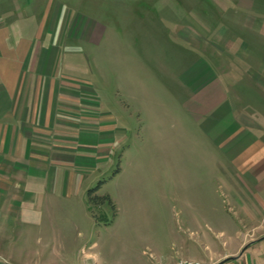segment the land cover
Masks as SVG:
<instances>
[{
	"label": "crops",
	"instance_id": "obj_1",
	"mask_svg": "<svg viewBox=\"0 0 264 264\" xmlns=\"http://www.w3.org/2000/svg\"><path fill=\"white\" fill-rule=\"evenodd\" d=\"M32 3L0 0V264H264V48L246 69L219 75L201 60L177 75L183 101L170 108L182 118L167 132L186 185L95 218L74 198L91 188L76 175L121 128L88 84L80 45L110 33Z\"/></svg>",
	"mask_w": 264,
	"mask_h": 264
},
{
	"label": "rangeland",
	"instance_id": "obj_2",
	"mask_svg": "<svg viewBox=\"0 0 264 264\" xmlns=\"http://www.w3.org/2000/svg\"><path fill=\"white\" fill-rule=\"evenodd\" d=\"M45 3L51 10L91 18L110 33L104 46L80 45L89 59L88 84L121 128L104 158L76 175L75 185H89L111 200L102 209L89 203L92 212L101 217L116 200L159 199L161 188L167 197L169 188L186 185L185 175L172 164L173 136L167 132L169 119L182 118L170 108L183 101L177 75L201 60L221 75L246 69L254 59L250 56L261 57L264 0H42L41 5ZM87 190L74 198L89 202Z\"/></svg>",
	"mask_w": 264,
	"mask_h": 264
},
{
	"label": "trees",
	"instance_id": "obj_3",
	"mask_svg": "<svg viewBox=\"0 0 264 264\" xmlns=\"http://www.w3.org/2000/svg\"><path fill=\"white\" fill-rule=\"evenodd\" d=\"M94 190L95 189H93V187L88 190V200L90 204L98 205V204H102L104 201H108L109 203H111V200L107 194L97 195L95 194ZM91 216L96 218L97 214H95L91 210Z\"/></svg>",
	"mask_w": 264,
	"mask_h": 264
},
{
	"label": "built area",
	"instance_id": "obj_4",
	"mask_svg": "<svg viewBox=\"0 0 264 264\" xmlns=\"http://www.w3.org/2000/svg\"><path fill=\"white\" fill-rule=\"evenodd\" d=\"M153 264H159V263H153ZM175 264H203L199 260H189V259H179Z\"/></svg>",
	"mask_w": 264,
	"mask_h": 264
}]
</instances>
